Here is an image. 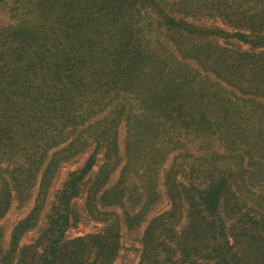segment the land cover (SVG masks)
<instances>
[{
    "label": "trees",
    "instance_id": "trees-1",
    "mask_svg": "<svg viewBox=\"0 0 264 264\" xmlns=\"http://www.w3.org/2000/svg\"><path fill=\"white\" fill-rule=\"evenodd\" d=\"M3 11L12 21L0 16V218L5 173L48 177L73 149L91 151L38 237L19 244L35 209L0 264H115V225L67 233L101 150L118 154L123 123L133 150L123 174L140 161L143 176L154 171L157 154L145 158L155 137L165 157L178 152L164 170L171 207L148 224L139 264H264V0H0Z\"/></svg>",
    "mask_w": 264,
    "mask_h": 264
},
{
    "label": "rangeland",
    "instance_id": "rangeland-1",
    "mask_svg": "<svg viewBox=\"0 0 264 264\" xmlns=\"http://www.w3.org/2000/svg\"><path fill=\"white\" fill-rule=\"evenodd\" d=\"M260 1L263 2V0ZM0 16L4 24L11 23V17L5 11L1 12ZM203 76L215 79V76L211 74H203ZM222 85L225 87L224 84ZM131 140L132 127L129 128V124L123 123L119 129L118 154L109 153L108 148L101 150L98 155V164L87 177L79 197L74 200V209L78 218L76 224H73L67 233V239H74L80 236L105 233L111 225H115L118 229L115 235L118 236L119 241V252L115 264L140 263L144 249L143 235L148 224L153 218L162 215L171 207L164 186V170L170 167L178 153L170 154L168 158L165 157V143L162 141V137L158 139L155 137L152 139V146L146 150L148 156L145 158L148 163L149 159L157 154L154 171L143 176L142 172L144 171L137 169L142 163L140 161L132 168L129 166L128 171L123 174L125 166L129 163L128 155L133 151L129 148ZM189 143L193 147L198 145L194 141ZM213 144L220 151L226 149L224 148L225 144L221 141H216ZM63 145L58 144L52 148L45 161L48 162ZM138 148L139 152L143 154L141 146ZM87 150L86 152L83 149H73L69 157L61 161L57 171L48 177H43L44 169L42 168L26 176L18 175L17 178H13L7 173L3 175V179L9 181L7 188L10 190L11 198L9 208L0 218V258L7 255L12 247L15 227L29 217L35 209L40 210L37 224L22 232L19 244L23 246L32 243L38 237L42 221L48 213L55 195L62 188L69 174L84 166L91 151L89 148ZM193 153L196 156L198 154L197 151H193ZM7 164L3 163V166ZM109 165L115 166L116 170L104 187L99 188L98 183L103 171L109 168ZM138 170L140 171L136 174L132 172ZM0 183L1 190L2 178H0ZM14 263L12 257H9L6 262V264Z\"/></svg>",
    "mask_w": 264,
    "mask_h": 264
}]
</instances>
